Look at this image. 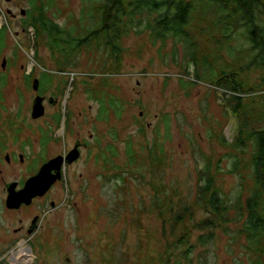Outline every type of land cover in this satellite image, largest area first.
Returning a JSON list of instances; mask_svg holds the SVG:
<instances>
[{"label":"rangeland","instance_id":"obj_1","mask_svg":"<svg viewBox=\"0 0 264 264\" xmlns=\"http://www.w3.org/2000/svg\"><path fill=\"white\" fill-rule=\"evenodd\" d=\"M28 2L0 0V25H6L0 52V74L6 77L0 84V108L7 112L18 109L19 135L24 144L28 143L20 148L28 156L25 154V161L4 169L0 165L4 176H0V264H162L164 243L173 241L170 230L176 234L183 230L171 229L169 220L163 222L160 213L149 205L154 187L160 186L183 202L192 200L199 169L206 161L211 163L214 184L227 205L235 203L239 194L244 200L252 183L246 176L250 169L239 167L244 179L239 177L240 171L232 169L234 149L230 142L239 121L231 112L233 93L228 83L217 80L184 87L194 81L187 48L171 37L152 44L147 31L135 34L130 30L121 38L118 61H112L100 44H90L61 70L46 47L47 36L34 38L32 27H22ZM79 7V0H56L47 14L77 31L81 29ZM204 14V20L209 21L212 14ZM205 23L195 19L189 22L188 30L197 47L211 60L217 59V65L230 62L226 52L207 39L215 30L208 29L207 36L199 33ZM4 57L7 61L3 63ZM42 72L49 73L51 81L40 93L32 84ZM262 75L261 70L239 73L254 91L242 95L243 102L264 99ZM39 94L47 100H42V116L34 119L31 104ZM110 99L114 100L111 106L119 105L118 110L109 105ZM100 103L107 106L103 118ZM78 136L88 147L81 148L75 162L65 165L64 181L57 182L49 193L33 197L31 206L25 204L23 210L7 208L4 181L13 180L12 173L22 176L39 170L45 157L73 147ZM128 143L138 151L142 163L139 172H130L137 165L127 163ZM158 143L163 151L156 153L161 162L154 175L155 162L147 152L152 147L156 150ZM249 148L251 145L245 150ZM237 155L245 162L246 156ZM119 173L124 184H120ZM50 199L56 202L52 207ZM194 211L193 219L206 215L200 207ZM34 213L39 216L38 228L31 234L20 230L31 222ZM227 218L224 225L213 228L212 240L202 246L194 243L188 255L192 264L250 263L246 238L237 234L242 219L233 209ZM193 219L187 224H191L189 233L195 241L198 228ZM44 240L46 244H39ZM21 249L24 254L16 257Z\"/></svg>","mask_w":264,"mask_h":264},{"label":"trees","instance_id":"obj_2","mask_svg":"<svg viewBox=\"0 0 264 264\" xmlns=\"http://www.w3.org/2000/svg\"><path fill=\"white\" fill-rule=\"evenodd\" d=\"M55 1L29 0L28 7L24 9L22 27H32L34 38H40L43 34L47 36L46 47L54 60L61 65V70L65 64H71V59L83 47H91L92 45L87 46L90 44H100L112 61H118L122 53L121 38L130 30L135 34L147 31L152 44L156 41L163 43L167 37H171L187 48L194 81L183 84L184 87L217 80L228 83V89L233 93L231 112L239 121L237 133L230 142L234 149L232 169H250V174L246 176L252 182L246 188L245 199L239 194L235 203L227 205L223 202L224 199L214 184L211 163L206 161L202 169H199L194 199L183 202L155 185V193L160 194L156 196L153 193L149 205L160 213L163 222L169 220L171 229L178 227L183 230L179 234L170 230L173 241L164 243L162 264H192L188 255L193 251L194 243L202 246L212 240L213 228L228 221L227 214L231 209L237 212L238 219H242L237 234L246 238V246L251 255L249 264H264V99L252 104L250 100L243 102L242 95L254 91L246 78L239 77V73L245 75L250 70H261L263 75L260 82L264 84V0H79L77 21L81 23V29L78 28L77 31L73 25L65 28L48 16L47 10L55 5ZM204 12L212 14L209 21L204 20ZM152 15L155 17L150 19ZM194 19L199 24L206 22L204 27H199L200 34L207 36L205 32L208 29L215 30L207 39L213 41L217 49L224 50L230 62L217 65V59L211 60L210 55L199 50L195 37L188 30L189 22ZM5 32L6 25L1 24L0 52L5 44ZM238 42H243L244 47ZM29 75L30 73L25 77ZM5 79L1 73L0 84ZM37 80V89L44 90L45 85L51 81V75L42 72ZM111 103H114L113 99L109 100V105ZM111 107L119 109L117 104ZM106 109L107 106L100 103L99 112L102 118L105 117ZM56 117L57 120L61 118L59 115ZM249 145L251 148L247 152L245 149ZM162 151L163 146L160 143L156 145V150L155 147L148 149L147 155L155 162L152 166L153 173L157 170L156 165L161 162L156 153ZM136 152L138 151L129 143L125 146L127 163L131 166L137 165L130 172H139L138 166L142 164ZM238 153L246 156L245 162H241L242 158ZM243 175L240 171L239 177L244 179ZM118 176L120 184H124L120 178L122 173ZM239 183L240 188H243L244 183ZM197 207L206 212L198 220L193 219ZM192 219L193 225L198 228L195 241L191 240L189 233L191 224H187ZM163 228L166 229V226L163 225ZM39 244H46V240Z\"/></svg>","mask_w":264,"mask_h":264},{"label":"flooded vegetation","instance_id":"obj_3","mask_svg":"<svg viewBox=\"0 0 264 264\" xmlns=\"http://www.w3.org/2000/svg\"><path fill=\"white\" fill-rule=\"evenodd\" d=\"M6 61L7 60L5 58V62ZM2 74H4V73H2ZM39 95L44 97V94H39ZM45 100H47L46 97H44L43 101H45ZM18 114H19L18 109L7 112L6 110L0 108V165L2 166L3 169H4V167L9 168L10 166H16V165L20 164V161H22V160L25 161L26 157H28L26 153H25L26 154V157H25V154L20 152V148L22 147V144H23V146H25L26 144L28 145V143L24 144V140H21V138H20L21 137L19 135L20 126L17 125V123H16V119L19 117ZM89 136L90 137L94 136V133L93 134L90 133ZM92 138H94V137H92ZM76 143H79V144H77L78 156L76 159H74L72 161V162H75L78 159L79 155L81 154V152H80L81 148L88 147L87 141L83 140L79 136L75 139V143H74L73 147L67 149L66 151L57 153L55 155L45 157L44 161L40 164L42 165L44 162L50 160L54 156L65 157L71 150L74 149ZM23 156H24V158H23ZM72 162H69V163L63 162V164H61V166H60V177L58 179H56L51 184V186L48 188L46 193H49L57 182H63L64 181V172L65 171L63 169H64L66 164H70ZM30 164H31V160L28 162L26 170L30 166ZM1 166H0V173H1L0 176L4 178L3 170L1 168ZM37 170L31 171V172L27 171V174L26 175L23 174L22 176H17V175H15L16 173H12L13 180L4 181V184H3L5 186L4 190L8 194V190H7V184L8 183H15L16 186L14 187V191L19 190L23 186L24 181L28 177L34 175L37 172ZM51 172L55 173V171L53 169L51 170ZM54 203L56 204L55 201L50 199L49 206L52 207L54 205ZM24 205L25 204L22 203V204H20V206L18 208H14L13 210L14 211L23 210ZM25 206H27V205H25ZM28 206H31V204H28ZM38 217H39L38 214L34 213L32 216L31 222H29V224H27V226L23 229H21V227H20V230L24 231L25 233L31 234L36 228H38V224H37V220H36V219H38Z\"/></svg>","mask_w":264,"mask_h":264},{"label":"water","instance_id":"obj_4","mask_svg":"<svg viewBox=\"0 0 264 264\" xmlns=\"http://www.w3.org/2000/svg\"><path fill=\"white\" fill-rule=\"evenodd\" d=\"M21 13H24V10H22ZM4 61L5 59H3V63ZM37 83H38L37 78H34L32 87L35 90L37 89L38 86ZM42 100L43 97L40 95H36L33 98L30 114L31 117L34 119L42 116V114L44 113V106L42 104ZM73 151H75V154L73 157L70 158ZM77 156H78L77 145H75L74 149L71 150L65 157L57 156L55 158H52L44 162L40 166L36 174L28 177L24 181L23 186L19 190L14 191V187L16 186L15 183H8L7 184L8 194L6 196V201H5L6 207L18 208L21 203L29 204L33 197L38 195H43L51 186V184L60 177L61 164H63V162H68V163L72 162L74 159L77 158ZM52 169L55 171V173L51 172ZM28 185H29V189L26 190ZM18 194H20L21 196H17Z\"/></svg>","mask_w":264,"mask_h":264},{"label":"bare ground","instance_id":"obj_5","mask_svg":"<svg viewBox=\"0 0 264 264\" xmlns=\"http://www.w3.org/2000/svg\"><path fill=\"white\" fill-rule=\"evenodd\" d=\"M38 181H39V179H38ZM39 185H40V183H39ZM28 189H29V185L27 186L26 190H28ZM17 196H21V195L18 194ZM22 254H24L23 253V249H21L18 252H16V257H21Z\"/></svg>","mask_w":264,"mask_h":264}]
</instances>
